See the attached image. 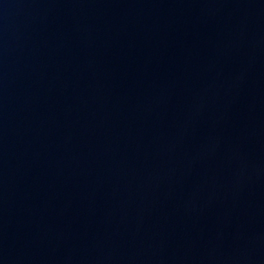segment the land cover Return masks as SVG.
Masks as SVG:
<instances>
[{"label":"water","instance_id":"obj_1","mask_svg":"<svg viewBox=\"0 0 264 264\" xmlns=\"http://www.w3.org/2000/svg\"><path fill=\"white\" fill-rule=\"evenodd\" d=\"M0 264H264V0H0Z\"/></svg>","mask_w":264,"mask_h":264}]
</instances>
